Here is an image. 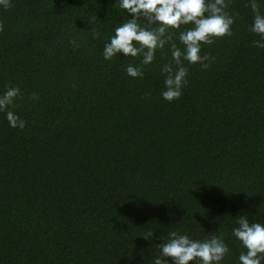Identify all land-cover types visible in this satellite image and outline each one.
<instances>
[{"label":"trees","instance_id":"obj_1","mask_svg":"<svg viewBox=\"0 0 264 264\" xmlns=\"http://www.w3.org/2000/svg\"><path fill=\"white\" fill-rule=\"evenodd\" d=\"M227 4L231 34L201 45L207 69L183 62L172 102L160 67L177 30L134 79L139 56L101 54L118 0L0 6V92L19 88L25 121L0 111V264H151L173 230L221 236L237 264L236 217L264 223V49L247 0Z\"/></svg>","mask_w":264,"mask_h":264},{"label":"clouds","instance_id":"obj_2","mask_svg":"<svg viewBox=\"0 0 264 264\" xmlns=\"http://www.w3.org/2000/svg\"><path fill=\"white\" fill-rule=\"evenodd\" d=\"M8 5L9 0H0V6ZM118 6L125 11L127 19L113 29L101 54L104 60L117 55L139 56V63L125 67L128 77L142 78L143 67L153 62L156 52L173 39L172 30H177L175 36L181 47L171 43L170 61L160 67L163 76L160 96L168 102L178 99L187 83V68L183 62L207 69L209 57L201 54V45L230 35L234 23L233 16L226 11L227 0H118ZM247 6L253 13L250 31L258 37L252 44L264 49V14L260 13L257 0H247ZM141 20L143 23L139 22ZM19 92L15 86L0 92V111L4 112L9 127L23 129L25 121L12 110ZM234 224L231 235L241 248L237 264H262L264 223L250 221L246 214H240ZM157 247L159 252L151 264H221L230 251L221 236L210 234L204 239H191L175 230L168 232Z\"/></svg>","mask_w":264,"mask_h":264}]
</instances>
